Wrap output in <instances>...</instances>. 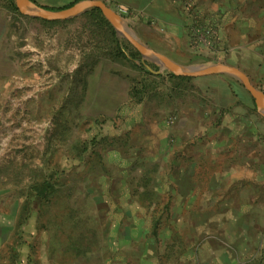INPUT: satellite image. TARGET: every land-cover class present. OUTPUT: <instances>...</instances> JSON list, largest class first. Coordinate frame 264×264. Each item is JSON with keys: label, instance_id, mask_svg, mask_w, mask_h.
<instances>
[{"label": "rangeland", "instance_id": "rangeland-1", "mask_svg": "<svg viewBox=\"0 0 264 264\" xmlns=\"http://www.w3.org/2000/svg\"><path fill=\"white\" fill-rule=\"evenodd\" d=\"M100 1L182 66L254 63L235 0L151 3L178 35ZM12 6L0 0V264H264V217L224 184L240 151L225 155L217 84L161 70L94 8L46 21Z\"/></svg>", "mask_w": 264, "mask_h": 264}, {"label": "crops", "instance_id": "crops-1", "mask_svg": "<svg viewBox=\"0 0 264 264\" xmlns=\"http://www.w3.org/2000/svg\"><path fill=\"white\" fill-rule=\"evenodd\" d=\"M35 5L50 11H62L84 0H33ZM131 9L145 13V15L157 21L158 25L164 26V31L169 35L180 34L181 26L177 16L175 19L161 17V14L148 9L151 3L161 0H118ZM237 4L230 10H239L240 35L243 43L240 46L241 58L246 61L254 60L248 67L224 63L234 66L243 72L251 84L264 94V0H235ZM167 6V5H166ZM253 17L256 19L253 20ZM134 24L143 26L141 18H131ZM233 21V20H231ZM145 26V25H144ZM256 38L251 35L252 27ZM157 34V33H155ZM139 39V38H137ZM153 51L155 47L146 45ZM171 59L170 54L158 52ZM174 61V60H172ZM178 64V62L174 61ZM180 65V64H179ZM247 65V64H246ZM217 84V103L219 108L225 109L229 118V130L222 132L224 139V151L227 157L233 159L234 145L239 148V161L224 167V172L229 174L224 184L229 188V195L233 199L248 202L254 206L248 207L250 213H255L256 218L264 217V117L257 110L253 99L243 86L232 77L227 75H212L201 77ZM196 79V78H195ZM216 148V146H215ZM239 190H237V188ZM238 195V197H236ZM256 211V212H255Z\"/></svg>", "mask_w": 264, "mask_h": 264}, {"label": "water", "instance_id": "water-1", "mask_svg": "<svg viewBox=\"0 0 264 264\" xmlns=\"http://www.w3.org/2000/svg\"><path fill=\"white\" fill-rule=\"evenodd\" d=\"M17 11L30 18L41 19L46 21H63L76 17L84 11L94 8L98 9L103 18L110 24L115 33L122 37L139 55L148 61L159 66L161 70H165L172 75L180 78H201L212 75H227L237 80L243 88L248 92L254 101L259 113L264 117V94L256 89L248 77L234 66L226 64L211 65H190L182 66L169 58L157 53L146 45L141 43L133 32L126 27L122 20L100 0H84L68 9L62 11H50L40 8L29 0H14Z\"/></svg>", "mask_w": 264, "mask_h": 264}, {"label": "trees", "instance_id": "trees-1", "mask_svg": "<svg viewBox=\"0 0 264 264\" xmlns=\"http://www.w3.org/2000/svg\"><path fill=\"white\" fill-rule=\"evenodd\" d=\"M29 1L35 4L33 0H29ZM8 2L10 6L13 7L12 0H8ZM96 11L100 12L98 9H96ZM178 78L180 80H189V78H180V77ZM50 191H52V188H51V185H49L47 181L39 183V184H35L30 188L31 196L38 198L39 200L40 199L46 200L47 194Z\"/></svg>", "mask_w": 264, "mask_h": 264}]
</instances>
